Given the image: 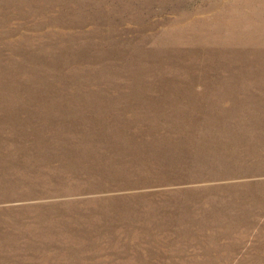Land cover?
Segmentation results:
<instances>
[{
  "label": "rangeland",
  "instance_id": "obj_1",
  "mask_svg": "<svg viewBox=\"0 0 264 264\" xmlns=\"http://www.w3.org/2000/svg\"><path fill=\"white\" fill-rule=\"evenodd\" d=\"M0 264H264V0H0Z\"/></svg>",
  "mask_w": 264,
  "mask_h": 264
}]
</instances>
